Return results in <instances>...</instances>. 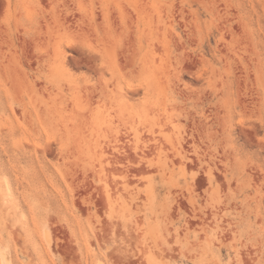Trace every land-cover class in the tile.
Returning a JSON list of instances; mask_svg holds the SVG:
<instances>
[{"label": "rangeland", "instance_id": "obj_1", "mask_svg": "<svg viewBox=\"0 0 264 264\" xmlns=\"http://www.w3.org/2000/svg\"><path fill=\"white\" fill-rule=\"evenodd\" d=\"M0 264H264V0H0Z\"/></svg>", "mask_w": 264, "mask_h": 264}, {"label": "bare ground", "instance_id": "obj_2", "mask_svg": "<svg viewBox=\"0 0 264 264\" xmlns=\"http://www.w3.org/2000/svg\"><path fill=\"white\" fill-rule=\"evenodd\" d=\"M105 60L107 61V64L109 63V61L111 62V63H113V65H114V67H115V70L116 71H119L121 68L119 67V65L117 64V62L114 60V57L110 54V53H105ZM147 57V56H146ZM149 61H150V58H149ZM132 65V64H131ZM141 66H143L144 67V69L146 70V61H143L142 62V64H141ZM152 66V65H151ZM149 70V69H148ZM147 71V70H146ZM120 72H121V70H120ZM124 76H128L126 73H123V72H121ZM123 78L122 77H118V82L119 83H121L123 80H122ZM50 233V232H49ZM50 237V236H49Z\"/></svg>", "mask_w": 264, "mask_h": 264}]
</instances>
